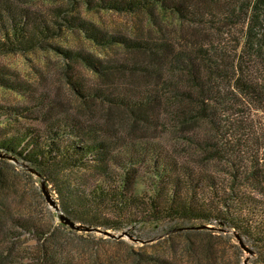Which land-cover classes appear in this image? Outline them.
<instances>
[{
	"label": "trees",
	"instance_id": "obj_1",
	"mask_svg": "<svg viewBox=\"0 0 264 264\" xmlns=\"http://www.w3.org/2000/svg\"><path fill=\"white\" fill-rule=\"evenodd\" d=\"M98 2L126 13L159 6L177 16L185 45L178 49L161 38L123 41L141 61H84L97 83L78 93L82 104L128 112L132 134L138 128L157 131L169 119L167 126L193 149L132 137L111 124V113L73 116L31 95L18 107L0 108V152L40 173L74 223L112 231L211 225L249 242L256 262L264 264V183L256 169L247 171L241 154L264 150V128L252 121L264 114V0ZM35 24L31 14L0 0V54L18 50L35 34ZM3 76L0 85L15 90ZM28 232L36 244L35 264H77L66 247L76 232L61 224ZM162 241L168 244L162 255H141L137 264H242L243 251L231 234L182 231Z\"/></svg>",
	"mask_w": 264,
	"mask_h": 264
},
{
	"label": "rangeland",
	"instance_id": "obj_2",
	"mask_svg": "<svg viewBox=\"0 0 264 264\" xmlns=\"http://www.w3.org/2000/svg\"><path fill=\"white\" fill-rule=\"evenodd\" d=\"M8 1L18 12L26 11L31 14L36 26H30L35 34L27 35L25 42L18 45V50L0 54V73H4L3 79L16 87L14 90L0 85V108L18 107L26 103L27 97L31 95L43 96L54 102L59 112L86 117L91 114L100 117L111 113V124L119 123L122 130L132 137H156L154 141L177 151L193 149L190 141L179 140L181 134L167 126H171L169 119L163 121L164 127L157 131L146 132L138 128L132 134L129 120L131 115L128 112L109 110L108 107L93 102L84 105L78 95L81 89L89 92L97 83L94 70L84 61H141L138 52L128 48L123 41L161 38L176 45L178 49L184 46L185 37L180 31L176 15L159 6L126 13L100 7L98 0L92 5L85 0ZM79 23L80 26H77ZM39 25L40 32H37ZM41 30L44 34H41ZM252 121L257 128H264V114H254ZM24 123L29 121L23 120L22 124ZM200 127L205 132L208 131L206 125ZM252 153L255 156H251L249 149H242L246 169L248 172L253 169L260 172V180L264 183V150ZM254 159L256 162H253ZM0 216V264H35L32 258L36 253V244L28 231L32 226L52 228L61 224L55 212L45 203L37 180L34 177L27 178L11 165L3 163H0ZM169 229V225L163 224L109 230L115 234L126 231L140 242L76 232V237L69 235L66 239L67 254L77 264H99L98 254L106 264H137L141 255H162L168 244L162 241L164 238H155L164 235ZM99 238L113 242L94 241ZM152 239L155 240L151 241ZM244 243L254 250L249 242L244 240ZM246 257L243 252L242 259ZM255 259L253 255L248 264H258Z\"/></svg>",
	"mask_w": 264,
	"mask_h": 264
},
{
	"label": "water",
	"instance_id": "obj_3",
	"mask_svg": "<svg viewBox=\"0 0 264 264\" xmlns=\"http://www.w3.org/2000/svg\"><path fill=\"white\" fill-rule=\"evenodd\" d=\"M0 160L7 161V162L13 164L18 169H21V170L27 172L28 174H30L32 177H34L38 182V187H39L40 193H41L45 203L48 205V207L50 209H52L55 212V214L58 217L59 222L62 225L69 228L70 230L75 231V232L95 233V234H99V235L104 236L105 238H109V239L118 240L121 238H127L132 242H140L138 239L134 238L131 234H129L126 231H122L119 234H115V233H112L106 229L85 226V225L77 224V223L70 221L67 217H65L63 215L60 207L58 206V203H57L55 197L53 196V194L50 190V187L47 185L46 181L40 175V173H38L35 169L31 168L26 163L19 161L15 157L8 155V154H5V153H2V152H0ZM200 230H205V231H210V232H218V233H223V234H231L233 236L234 240L236 241L237 245L239 246V248L247 255V257L243 260L242 264H248L249 259L254 255V252L252 251V249H250L244 243L243 239L238 234H236L235 232L225 230V229H219V228H216L214 226L205 225V224L173 228V229L166 231V233H164V235H161L155 239H163L169 235H172V234H175L178 232H182V231H200ZM155 239H152L151 241H153ZM147 242H149V241H147ZM142 243H145V242H142Z\"/></svg>",
	"mask_w": 264,
	"mask_h": 264
}]
</instances>
